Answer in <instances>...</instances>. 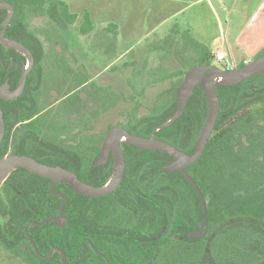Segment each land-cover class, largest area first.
<instances>
[{"label": "trees", "instance_id": "1", "mask_svg": "<svg viewBox=\"0 0 264 264\" xmlns=\"http://www.w3.org/2000/svg\"><path fill=\"white\" fill-rule=\"evenodd\" d=\"M3 1L15 9L11 26L7 29L6 39L20 41L21 35L24 31L26 32L22 42L28 48L29 41V49L35 59L30 77L34 75L41 77V91L57 89L63 98L90 80V78L82 75L79 70L69 89H66V81L70 79L67 75L61 78L65 80L64 84H59L56 88L50 84H44L49 81V77H47L49 74L46 71L49 69L55 71L56 66L55 63L45 65L44 60H46L47 53L50 52L46 50L41 38L43 37L50 47L60 44L66 52L69 47L65 32L68 27L74 26L78 20V16L70 11L66 2L60 0ZM5 17L6 12L3 11L0 14V23ZM46 17L49 19L46 26L31 28L33 20ZM92 26L89 15H85L84 23L79 31L80 34H89L92 31ZM112 27L116 26L112 25ZM172 46L173 50L170 48L168 50L170 52H163L169 57H175L179 65L171 68L161 65L146 77L147 81L143 89L141 91L136 90L135 94L139 98L144 95L145 89L154 84L177 80L170 90L157 98L154 107L151 109L154 114L152 112L145 118H139V109L136 108L127 118L132 123H140L142 125L139 128L140 131H146L147 135L169 121L176 112L179 87L182 85L187 72L196 66L212 65L211 60H215L214 51L211 48H208L207 45L200 46L192 39L184 43L180 50L178 48L175 50L174 45L170 47ZM199 48H202L201 51ZM160 49L159 44L152 45V50ZM8 52H13V50L6 49L0 44V55L4 56ZM188 53L193 54V58L197 56L201 63L182 70L180 67L181 60L182 62L186 61L184 58ZM263 54L264 48L255 55V59ZM20 57L24 62L26 61L23 56L20 55ZM243 66L245 63L239 64V68ZM19 69L20 67L17 68L18 72ZM61 69L72 71V68L68 66ZM139 75L140 78L145 79L146 72L143 70L136 71L132 78ZM5 76V67L0 62V81ZM49 76L52 77L53 74ZM80 93H76L58 105V108L64 104L67 105L66 110H61L60 113L58 110H49L44 116L47 118L44 119V122L23 126L21 134H17L15 138H12L11 135L14 124L7 125L6 137L0 147V157L12 147L15 155L28 156L30 141L34 142L31 147L32 151L43 150V144L46 143L48 147L45 150H49L50 153L63 150L64 157L61 158L62 161L60 162L55 159V163L37 159L39 163L48 166H60L74 172L80 180L94 187H103L109 180L111 170L106 169V174L100 173L101 170L92 169L93 162L91 163V160L85 163L84 150H88L90 146L89 137L86 136L81 141L79 148L77 145L66 146L65 140H62L58 145L56 140L61 139L62 136L67 139L73 138L69 134H73L78 127L81 128L78 136L82 135L86 129L90 130V124L96 121L100 114H105L115 108L120 102L121 96H118V99L114 100L110 107L102 108L99 114L89 117L83 108L74 110L71 107L72 99H79ZM217 93L221 107L213 135L200 160L186 169V172L199 186L206 200L208 212L207 237L193 240L190 257L192 264H259L261 260H264V73L233 87H217ZM131 99L135 98L132 96ZM75 113H80L83 119L79 124H74L72 118H68L69 114ZM207 113L208 104L203 89L202 87L196 88L182 117L167 128L158 131V138L176 146L188 155H192L207 118ZM35 114L36 112L33 111L32 117ZM27 119L28 117H23L18 122ZM68 123L70 124L68 125ZM28 128L30 129L29 132ZM46 128H48L49 135L52 133V129H56V135H51V138L56 137L55 142L41 141V135ZM96 151H99L98 147ZM79 163L84 168L82 173L75 171ZM97 175H100L102 179ZM159 176L160 184L154 193L157 195H150L153 194V188H144L141 192L147 197H180L189 200L192 207L191 214L201 224L203 222L201 203L192 186L178 173L170 174L160 170ZM50 183V180L35 175L26 169H17L0 189V216L3 219V222L0 221V246L22 258H25L26 248H28L30 252L28 264H62L59 253H55L49 260L39 258L25 234V227L30 223H40L59 216L62 201L51 194ZM54 190L66 197L67 204L64 215L68 218L67 224L64 227H58L53 222H49L40 227H31L29 234L41 255L48 256L52 250L58 248L66 253L67 262L70 263L74 259L82 257L83 247L89 250V246L85 244V240L89 239L87 222L91 213V205L95 199L77 194L69 185L58 184ZM119 191L122 198L129 192L126 188ZM104 198L107 197L99 198V200ZM115 202V199L112 198L110 210L120 212L119 203ZM102 204L106 203L103 202ZM98 212L102 214L105 209L100 208ZM142 213L146 214L147 211L143 212L142 210ZM90 252L88 251V255ZM87 261L88 259L84 258L78 264H87Z\"/></svg>", "mask_w": 264, "mask_h": 264}, {"label": "flooded vegetation", "instance_id": "2", "mask_svg": "<svg viewBox=\"0 0 264 264\" xmlns=\"http://www.w3.org/2000/svg\"><path fill=\"white\" fill-rule=\"evenodd\" d=\"M0 2L4 1L0 0ZM3 11L6 12V17L0 23L1 31L3 30V28L1 27L2 23L6 20L7 16L9 15V10L0 8V14ZM13 17L14 14L12 16L10 24L6 27L5 38L7 29L11 26ZM25 34L26 32L24 31L23 35H21L20 37V41L18 42H22ZM29 46L30 43L28 41V49ZM9 50H13V52H8L4 56L0 55V62L2 63V66L5 67L6 73L4 79L0 81V88L5 89V91H3V97L0 96V110L3 115V122L5 126L4 137L0 144V147L6 137L7 125L14 124L11 135L12 138H15L17 134H21L23 126H29L34 123L38 124L39 122L42 123V121L44 122V119H47L44 118V116L49 110H54L55 107H58L59 104L72 97L76 93H80V91L82 90L84 91L80 93L79 99H72L71 101V107L74 110H79L83 108L86 111H93V109H96L98 105L100 108H106L105 104H102L105 103V101L96 97L92 98L91 95L88 94L85 90L89 85L93 84L95 78L90 79L86 83V85H83L84 87L82 86L80 88L75 89L74 91L65 95V97L63 98H61V92H59L57 89H45L41 91V77L37 75L30 77L32 69L35 65V59L33 67L27 76L23 91L21 93H17L21 83L23 67L27 64L29 67V60L24 55L20 54L14 49ZM20 55L25 58V62L22 60ZM44 63L45 65L47 64L46 60H44ZM18 67H20L19 72L17 71ZM236 68H239V64L236 65ZM46 72L49 75L53 74V76L51 77L48 75L47 77H49V81L44 84H50L53 88H56L59 84L63 85L65 80H62L61 78H64L65 75H67L70 79L66 81L68 86H66V89H69V86L74 83L75 77L79 73V71H75L73 69L72 71L68 70L67 72H55L48 70ZM55 82L57 84L56 86ZM14 96L15 98H12ZM7 97H11V99H8ZM33 111H35L36 114L32 117ZM23 117H28V119L23 122H18ZM68 118H72V122H74V124H79L81 120H83L81 118L80 113H75L72 115L69 114ZM96 121L90 124V130L86 129L85 132L80 136H78V134L80 133L81 128L78 127L73 134H69L72 135L73 138L69 137L68 139L65 138V136H62L63 138L61 137V139L59 140H56V137L49 139L47 138L49 136L48 128H46L44 133L41 135V141L46 140L49 142L50 140L51 142H55L56 140V143L60 145L59 143L62 140H65L67 144L66 146L69 147L71 145H77L78 147L81 141L85 139L86 136H88L90 139V146L88 150H84V161L85 163H88V160H91V163L93 162L92 169H99L101 170L100 173L106 174V169L111 170L109 180L103 185L105 186L107 183H109V181H111L112 176L114 174L115 157L113 152L110 151L108 160L103 166L95 168V164L102 156L101 150L104 145L107 134L111 130V128L108 129L102 139L98 138L97 136H99L100 134L99 132H97ZM69 124L70 123H68V125ZM125 124L126 127H123V129L127 130L132 135L141 136L145 138L152 137L154 130L150 135H147L148 133L146 131H140L139 128L142 127L140 123H132L127 119V122ZM29 130L30 129L28 128V132ZM51 132L52 133L50 135H56V129H52ZM156 139L160 140L158 138V135H156ZM123 141H121V145L125 158V169L121 183L114 192L102 196L107 198L100 200L99 198L102 197L90 198L95 199V201H93L91 205V213L87 222V226L89 227V239L85 240V244L89 246V250L86 247H83L82 257L80 259H74L73 261L68 263L66 253L60 249L65 254L66 264H78L84 258L88 259L87 264H192L190 256L192 253L193 240L205 239L207 237V231L205 235L201 238L194 239L189 237L192 232L200 230L203 226V222L199 224L197 220L193 218L191 214L192 207L190 201L187 199H182L180 197H147L146 194L141 192V190H143L144 188H153V194L150 195H157L154 193L160 184V170L166 172L164 168L170 165V163L173 161V158L158 151L143 150L133 145H126ZM32 143L34 142L30 141L28 145V157L33 158L36 161L38 159L49 163L54 162L55 159L58 162L62 161L61 158L64 157L63 150L57 153H50L49 150H45V148L48 147V144L45 143L42 147L43 150L38 149L32 151ZM97 147L99 148V151H96ZM13 152L14 151L12 147L6 152L5 155L0 157V159L9 155L27 156L15 155ZM161 154H164L165 156ZM75 171H77L78 173H82L84 171V168L81 163L78 164V166L75 168ZM96 174H94V176H96ZM97 176L99 178L101 177L100 175ZM100 179H102V177ZM4 182L0 186V189L3 186ZM123 188L128 189L129 192L122 198V194L120 193L119 195V190ZM112 198L115 199V203H119L120 212H113L110 210V201H112ZM58 199H61L63 205L62 198ZM103 202H105L106 204H102ZM100 208H104L105 212L102 214L99 213L98 209ZM142 210L143 212L147 211V213H142ZM60 211L58 217H52L59 219L58 225H56L57 221L51 222H53L58 227H64L68 222V218L64 215V212L62 217ZM0 249L3 250L4 254L10 255L12 257L5 259L2 262L11 263V259H13L14 257L15 260H18L19 262H22L24 264H28V257H30V252L28 251V248H26L25 258L15 256L8 249L2 246H0ZM88 251H91L90 255H88ZM35 253L39 258L43 259L42 257H40L43 255H41L39 252L37 253L36 251ZM59 254L61 255V262L63 264V256L61 253ZM259 264H264V260H261Z\"/></svg>", "mask_w": 264, "mask_h": 264}, {"label": "rangeland", "instance_id": "3", "mask_svg": "<svg viewBox=\"0 0 264 264\" xmlns=\"http://www.w3.org/2000/svg\"><path fill=\"white\" fill-rule=\"evenodd\" d=\"M212 1L214 2L216 11L218 12V17L223 23L225 34L228 36V41H230L235 62L236 64H239L238 59L240 60V58H242L246 52H251V47L248 44H253L256 41L259 42L258 44L264 42V30L262 29V27H264V6L262 3L264 0H225L223 7H219L217 0ZM160 3L162 7L166 5L164 2ZM196 4L190 6L183 14L176 16V18L168 19L170 14H168L166 10L162 11L161 15H157V23L162 22L161 28L157 32V36H152L149 40L136 45L133 48V51L129 54V59L139 60L142 58V55L146 56V54L149 59L150 53L148 49L152 50V45L154 46L159 44L161 49L155 50V58H150L148 60L150 66H157L161 62L160 57L162 56L161 53H163V51L170 52L168 51L170 48L173 50V46L170 47L171 45H174L175 50L177 48L180 50L182 49L184 43H187L189 39L196 41L198 44H200V46L207 45L208 48L214 50L216 48V44L220 42L216 18L205 3L200 2ZM140 5L146 10V4ZM147 9L149 11V7ZM253 12H257L258 15L255 17V21L253 20L248 26L250 18L254 14ZM119 14L120 13L116 15L119 17ZM113 16H115V13ZM139 16L140 15L135 12L131 13V15L129 14L127 19L134 17V20H138L140 19ZM147 16L148 14L146 13L145 19L149 21ZM48 21L49 19L47 17L35 19L31 24V28L44 27L48 24ZM154 26H156V23ZM65 33L70 41H74V46L76 47V50L75 48L74 50L76 53H78V56L81 57V51H79L78 48L87 49V43L80 37L78 26L75 25L68 27ZM237 38H241L239 45L236 44ZM80 39H82V41ZM130 42V40L128 43L122 42L121 47H117V49H126L130 46V44L137 43L138 39L132 43ZM255 47L259 46H256L255 44ZM199 49L201 51L202 48ZM192 56L193 54L188 53L187 56H185L186 58H184L186 61L182 62L181 60L180 67L182 70L188 69L192 65H199L201 63L198 61L197 56H194V58ZM83 58L84 57H82L81 60H84ZM254 59L255 55L252 56L251 60ZM211 63L214 66L225 69V67H223L222 64L217 60H211ZM94 64V66L100 68L102 63L97 60V62L95 61ZM163 64H168L169 67H175L177 64L179 65V62H176L175 57L167 56L165 61H163ZM79 70L80 68L77 66L75 71ZM121 73H123V75ZM121 73L120 71L108 73L107 75L95 79L93 84L89 85L85 89L92 98L96 97L105 101V103H102L105 104V107H110L113 104V101L118 99V96H121L120 102L116 105L117 107L105 114H100V116L97 118L96 127L97 132L100 134L97 137L101 139L105 136L104 134L109 128L113 129L115 127H126L125 123L127 122L129 114L133 113L136 108L139 109V118H145L148 115H151L152 112L154 114V111L151 109L154 107L157 98L170 90L173 86V83L177 80L173 79L164 83L155 84L154 87L145 89L144 95L138 98V96L135 94V91H141L143 89V86L147 81L146 76H144L145 79L140 78V75L138 76L139 78H129L127 77L128 73L123 71H121ZM90 74L92 76L93 72L90 71ZM132 96L135 99H131ZM66 109L67 105L64 104L60 108L55 107L54 111L58 110L60 113L61 110ZM100 110H102V108H100L98 105L96 109H93V111L87 110L86 114L92 117L95 114H99ZM51 137L52 136L49 135L47 138L52 139ZM0 221L3 222L1 216ZM8 258L12 257L10 255L4 254L3 250L0 249V264H24L18 260H15L14 257L11 259V263L2 262Z\"/></svg>", "mask_w": 264, "mask_h": 264}, {"label": "water", "instance_id": "4", "mask_svg": "<svg viewBox=\"0 0 264 264\" xmlns=\"http://www.w3.org/2000/svg\"><path fill=\"white\" fill-rule=\"evenodd\" d=\"M0 8L9 10V15L1 25L3 30L0 32V43L6 48L14 49L29 60V67L28 64L23 67L21 83L17 92L21 93L24 89L27 76L33 67L34 58L31 51L22 42L8 40L5 38L6 27L11 22L12 16L14 14V8L6 2H0ZM262 73H264V54L257 59L249 61L245 64V66L241 68H234L230 71H226L214 65L196 66L190 69L187 72L182 85L179 87L176 112L169 119V121L154 129L152 137L145 138L141 136H135L120 127H115L108 132L101 150L102 156L95 164V168L103 166L108 160L110 151H112L115 157V169L111 181H109V183H107L103 187L97 188L90 184H87L80 180L75 173L62 167L48 166L39 163L35 159L28 156L12 155L0 159V186L10 176V174H12L17 169H26L27 171L35 175L49 179L51 180L50 192L56 198H62L63 200V205L60 211L63 217L66 198L54 191L55 185L60 183L70 185L77 194L87 198H99L114 192L121 183L125 169V158L121 145V141L125 140L123 142L126 145H133L143 150L158 151L173 158V161L169 166L165 167L164 170L168 173H178L192 186L196 196L200 200L203 226L200 230L192 232L189 237L194 239L201 238L205 235L208 227L207 204L199 186L197 185L195 180L186 172V169L190 168L200 160L206 146L209 143L210 138L213 135L221 107V101L217 93V87H233ZM200 86L202 87L207 100L208 113L203 128L198 137L195 151L192 155H188L187 153L178 149L176 146L166 141L156 139V135L158 131L167 128L177 119L182 117L189 100L194 95L195 89L199 88ZM3 91H5V89L0 88L1 97H3ZM15 96L12 98H15ZM8 99H11V97H9ZM4 132L5 126L3 122V115L0 110V144L3 140ZM58 220V218H52L40 223H31L25 228V233L37 253V246L35 245V242L29 234V228L43 226L51 221H57L56 225H58ZM55 252H59L62 254L63 264H66L65 254L60 249H54L48 256L40 257H42L43 259H50Z\"/></svg>", "mask_w": 264, "mask_h": 264}, {"label": "crops", "instance_id": "5", "mask_svg": "<svg viewBox=\"0 0 264 264\" xmlns=\"http://www.w3.org/2000/svg\"><path fill=\"white\" fill-rule=\"evenodd\" d=\"M66 2L70 11L73 14L78 16V20L75 25L78 26V32L82 24L84 23L85 15H89L92 22V31L87 35H81L80 37L87 43V49L78 48L81 51V57L76 53V47L74 46V41H70L66 36V42L68 44V49L64 51V47L60 44H55L50 47L49 43L45 41L42 37L41 40L46 46V50L50 53L46 55L47 64L51 65L55 63L56 70L55 72L63 71L61 68H72L76 70L77 66L80 68L82 75L90 78L97 79L108 73L121 71L128 73L127 77H133V73L136 71L143 70L146 72V77L151 75V72L158 69L161 65L166 68L169 67L168 64H163V61L166 59L165 52L161 53L160 57L161 62L157 66H150L149 59L155 58L156 51L149 50V59L146 56L142 55V58L139 60L129 59V54L133 51V48L139 43H143L149 40L152 36H157V32L160 30L162 22L157 23V15H161L162 11L166 10L170 16L168 19L176 18L180 14H183L190 6L195 5L196 3H205L208 9L211 10L212 14L215 16L217 21V28L219 31V40L220 42L216 44L215 49H222L224 52L231 57L234 62L235 58L231 48L230 41H228V36L225 34L224 26L222 21L218 17V12L216 11L214 2L212 0H60ZM219 7H223L225 0H217ZM160 2L166 3L164 7L161 6ZM264 6V1L262 2ZM140 4H146V10ZM198 5V4H196ZM142 7V8H141ZM149 7V11L148 8ZM165 11V12H166ZM170 11V12H169ZM137 12L140 16V19L134 20L133 18H128V15L131 13ZM142 14H140V13ZM115 13V16L113 14ZM119 14V17L116 14ZM146 13L148 14L145 19ZM254 13V12H253ZM255 12L248 23L249 24L257 16ZM131 21V22H130ZM147 21V24H146ZM149 22V23H148ZM156 23V26L154 24ZM264 24V23H263ZM74 25V26H75ZM112 25L116 27H112ZM264 30V27H262ZM67 31V30H66ZM116 37V38H114ZM133 38V39H132ZM82 39H80L82 41ZM120 39V40H119ZM138 39L137 43L130 44L126 49L118 50L117 47H121L122 42H127L130 40L132 43ZM241 38L236 39V44L239 45ZM122 41V42H121ZM208 43V42H207ZM256 41L253 44H248L251 48V52H246L238 63H245V61H251L252 56L259 53L264 48V42L258 44ZM209 44V43H208ZM259 46V47H255ZM75 48V50H74ZM213 50L214 52L216 50ZM147 50V51H148ZM83 54V55H82ZM84 57V60L81 58ZM86 58V59H85ZM94 58V59H93ZM100 61L101 67L98 68L94 66L95 61ZM80 64V66H79ZM117 64V65H116ZM147 66V68H145ZM177 66V65H176ZM116 67V69H114ZM49 71H54V69H49ZM90 71L93 72L91 76ZM64 72H67L65 69ZM123 75V73H121ZM128 83V82H127ZM86 85V84H85ZM155 85V84H154ZM152 85L151 87H154ZM84 87V86H83ZM149 87V88H151ZM84 89V88H83ZM123 100V99H122ZM117 107V106H116ZM114 109V108H113ZM112 109V110H113ZM97 122V121H96ZM97 125V123H96Z\"/></svg>", "mask_w": 264, "mask_h": 264}, {"label": "built area", "instance_id": "6", "mask_svg": "<svg viewBox=\"0 0 264 264\" xmlns=\"http://www.w3.org/2000/svg\"><path fill=\"white\" fill-rule=\"evenodd\" d=\"M215 60L220 62L223 67H225L224 70L230 71L236 68V62L228 56L226 52H224L222 49H216L214 52ZM249 61H245V64L248 63Z\"/></svg>", "mask_w": 264, "mask_h": 264}]
</instances>
